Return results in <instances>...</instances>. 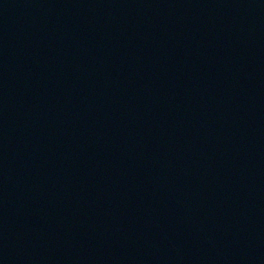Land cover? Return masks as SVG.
<instances>
[{"label":"water","instance_id":"obj_1","mask_svg":"<svg viewBox=\"0 0 264 264\" xmlns=\"http://www.w3.org/2000/svg\"><path fill=\"white\" fill-rule=\"evenodd\" d=\"M0 264H264V0H0Z\"/></svg>","mask_w":264,"mask_h":264}]
</instances>
